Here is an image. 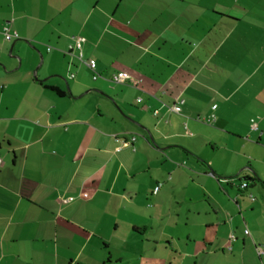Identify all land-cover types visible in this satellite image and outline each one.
<instances>
[{
    "label": "crops",
    "instance_id": "crops-1",
    "mask_svg": "<svg viewBox=\"0 0 264 264\" xmlns=\"http://www.w3.org/2000/svg\"><path fill=\"white\" fill-rule=\"evenodd\" d=\"M263 183L264 0H0V264H264Z\"/></svg>",
    "mask_w": 264,
    "mask_h": 264
},
{
    "label": "built area",
    "instance_id": "built-area-1",
    "mask_svg": "<svg viewBox=\"0 0 264 264\" xmlns=\"http://www.w3.org/2000/svg\"><path fill=\"white\" fill-rule=\"evenodd\" d=\"M4 35H5L6 40H12L14 38H18L19 37V34L17 32H11L8 27L4 28ZM85 41H86V39L83 36H79V37L75 38L74 42L69 45V49L72 50V51L76 50L78 52V58L88 68H90V70H92L93 79L97 80L102 75H101V72L98 69V62L95 59H93V58H88V59L84 58L83 45H84ZM128 78H129V74L128 73H126V72H118V73H114L109 78V80L114 82V83H122V82H125ZM172 109L174 111L178 112V113L181 112V107L179 105H174ZM248 186H249V184L247 182H244V183L241 184L240 189L241 190H245V189L248 188ZM160 188H161V185H158L155 188L154 191L158 192L160 190ZM251 198L253 200L255 199L253 195H251ZM74 199H75L74 197H70L69 201H73ZM248 233L249 232L247 231V234ZM259 253H262V251L260 252V250H259Z\"/></svg>",
    "mask_w": 264,
    "mask_h": 264
},
{
    "label": "rangeland",
    "instance_id": "rangeland-1",
    "mask_svg": "<svg viewBox=\"0 0 264 264\" xmlns=\"http://www.w3.org/2000/svg\"><path fill=\"white\" fill-rule=\"evenodd\" d=\"M208 157L210 158V159H217V157L215 156V154L213 153V152H211V151H208ZM241 174V173H240ZM241 177L243 178L244 177V175L243 174H241ZM260 190V188L258 189V191ZM261 191V190H260ZM256 198L258 199V200H261V198H260V196H259V194L258 193H256ZM254 257L255 258H257V260H258V252L256 251H254ZM248 257V256H247ZM250 257V256H249Z\"/></svg>",
    "mask_w": 264,
    "mask_h": 264
},
{
    "label": "trees",
    "instance_id": "trees-1",
    "mask_svg": "<svg viewBox=\"0 0 264 264\" xmlns=\"http://www.w3.org/2000/svg\"><path fill=\"white\" fill-rule=\"evenodd\" d=\"M47 88H49V89H51V90H53V91H55V92H57L59 95H61V96H63V95H65V93L64 92H62L61 90H59L58 88H56V87H52V86H46ZM263 187H264V183H263Z\"/></svg>",
    "mask_w": 264,
    "mask_h": 264
}]
</instances>
